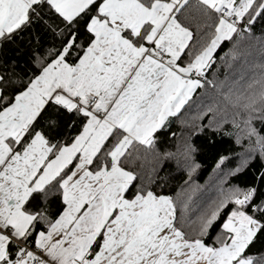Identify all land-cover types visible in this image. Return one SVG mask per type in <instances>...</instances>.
Masks as SVG:
<instances>
[{"label": "snow or ice", "instance_id": "obj_1", "mask_svg": "<svg viewBox=\"0 0 264 264\" xmlns=\"http://www.w3.org/2000/svg\"><path fill=\"white\" fill-rule=\"evenodd\" d=\"M195 7L0 0V264H264V65L225 91L215 57L227 41L219 61L236 60L264 28V0ZM209 89L217 99L185 116ZM218 134L244 150L234 167L217 152L216 195L193 213V138ZM172 163L186 179L168 194Z\"/></svg>", "mask_w": 264, "mask_h": 264}, {"label": "trees", "instance_id": "obj_2", "mask_svg": "<svg viewBox=\"0 0 264 264\" xmlns=\"http://www.w3.org/2000/svg\"><path fill=\"white\" fill-rule=\"evenodd\" d=\"M196 3L197 0H189L188 11L191 12L193 17L197 16V10L195 7ZM193 30L195 31V28H193ZM231 48L232 45L225 41L215 53V57L221 66L218 78L223 81L225 79V72H227L228 84L225 87V91H227L228 87H231L234 91H243L247 88L249 83L258 78L261 71L260 65H264V28H262L261 24L258 22L252 30V33L240 42L239 47L236 49V52L238 53L236 60H232L230 54L229 63L226 64L225 62L219 61V57L225 53H229ZM8 56L9 58L18 59L21 64H24L27 61L26 55L21 54L20 56H17L16 52H10L8 53ZM213 68L215 69L216 66L214 65ZM209 79H212L211 74H209ZM215 99H217L215 90L209 89L207 93L203 94L202 90H198L190 107L187 108L184 115H194L201 105L213 103ZM222 107L223 106L221 105V108ZM230 118L231 115H229V119ZM203 122L206 124L207 120L205 119ZM255 126L258 129H261L262 127L258 121L255 122ZM225 127L227 131L233 133L238 131L237 129H234L230 123ZM181 130L179 121L173 124V131L179 134ZM185 131L187 130L185 129ZM262 134H264V131H262ZM193 139L195 143L201 147V151L197 154L201 168L197 171L194 177V184L199 187L190 190L188 193L193 201L191 212L195 213L198 208L206 206V204L216 195L218 180L217 174L213 172V168L215 167L216 159H218L217 152L231 148L232 152L229 153L225 151L224 154L233 156L232 164L229 165V167H234L236 163V154L242 152L244 147L235 143V136L228 137L218 134L216 136L217 143L214 146L209 145L203 136L199 138L194 137ZM165 144L170 150H175V140H167ZM242 144L246 146L247 141H242ZM170 168L174 173L175 179L170 182L169 189H166V191L168 194H175L178 186L182 184L183 179H186V176H183L179 170L175 169L174 163L166 164L161 175L168 172ZM230 179L232 184H240L244 178L241 176L239 179Z\"/></svg>", "mask_w": 264, "mask_h": 264}]
</instances>
